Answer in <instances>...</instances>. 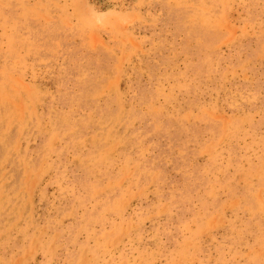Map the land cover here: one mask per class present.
I'll return each instance as SVG.
<instances>
[{"label": "rangeland", "instance_id": "obj_1", "mask_svg": "<svg viewBox=\"0 0 264 264\" xmlns=\"http://www.w3.org/2000/svg\"><path fill=\"white\" fill-rule=\"evenodd\" d=\"M0 264H264V0H0Z\"/></svg>", "mask_w": 264, "mask_h": 264}]
</instances>
